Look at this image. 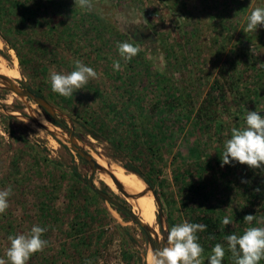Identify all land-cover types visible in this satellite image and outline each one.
<instances>
[{"label":"rangeland","instance_id":"rangeland-1","mask_svg":"<svg viewBox=\"0 0 264 264\" xmlns=\"http://www.w3.org/2000/svg\"><path fill=\"white\" fill-rule=\"evenodd\" d=\"M7 1L0 0V5L8 9L12 2ZM68 1L69 8L58 14L54 0L47 15L54 25L59 24L58 16L63 17L58 28L71 27L66 33L47 34L41 26L0 14L6 39L0 37V56L10 67L17 58L21 76L15 84L42 92L58 117L73 126L82 146L121 167L110 157V144L88 134L75 117L90 108L89 114L101 119L105 105L99 96L106 93L124 116L135 115L138 106L143 105L144 111L143 107L158 104L149 124L157 133L168 103L185 94L191 118L172 117L161 124L165 134L160 136L162 160H154L144 144L121 151L125 157L121 159L157 163L153 179L167 233L185 221L198 223L204 215L217 219L220 231L229 230L228 235L264 227V168L250 169L237 162L221 167L220 159L232 129L245 126L248 111H264V26L245 31L248 15L264 6V0H90L87 9ZM27 2L17 0V4ZM76 25L82 28L78 33ZM118 42L135 43L140 51L126 61L118 53ZM13 48L23 54L25 64H20ZM143 59L149 63L141 67ZM75 60L92 67L97 77L73 96L54 93L50 73H70ZM114 61L122 65L119 71L113 69ZM131 80H135L132 86ZM127 99H131L130 111L124 108ZM215 105L218 119L206 124L200 113L213 116ZM120 123L123 126L115 122L112 126L120 131L124 148L125 131L132 127L128 120ZM193 148L200 149L198 156L192 155ZM91 173L70 148L68 131L55 129L33 99H20L0 83V190L12 188L9 208L0 214V258L7 261L10 235H28L33 226H40L46 229L42 239L49 241L33 254L32 264H49L50 258L52 264H151L152 252L142 230L88 190ZM106 181L97 173L95 187L133 210ZM157 214L156 204L155 228L162 235ZM249 214L255 215L251 225L244 220ZM225 216L231 221L228 225L222 223ZM197 235L204 248L202 264H207L217 243L227 246L228 235L214 243L218 238L211 234ZM160 246L164 247L163 239ZM223 264L228 262L223 260Z\"/></svg>","mask_w":264,"mask_h":264},{"label":"clouds","instance_id":"clouds-1","mask_svg":"<svg viewBox=\"0 0 264 264\" xmlns=\"http://www.w3.org/2000/svg\"><path fill=\"white\" fill-rule=\"evenodd\" d=\"M81 9L91 7L90 0H75V6ZM264 26V6L254 8L247 17L245 31L253 32ZM118 53L124 60H131L140 48L135 43L118 42ZM122 65L113 62V69L119 71ZM97 77V72L80 60L74 61V70L68 74L50 73L51 88L54 93L64 97L73 96L77 89H82L89 79ZM221 159V167L237 162L247 165L250 169L264 168V115L258 111H248L245 126L234 127L231 138L225 142ZM246 181L242 180V183ZM260 191V189H256ZM12 188L0 190V214L9 208V197ZM255 215L244 217L252 224ZM224 225L231 223L225 216ZM207 230V225L189 223L187 221L172 226L168 230L167 244L153 253L151 264H202L204 248L199 243V232ZM45 228L33 226L28 235L9 236L10 247L6 252L7 261L0 258V264H26L32 254L42 251L47 241L42 239ZM227 249L231 252L234 264H259L264 259V227H248L243 234H230L226 237ZM225 257L224 245L217 243L207 258V264H223Z\"/></svg>","mask_w":264,"mask_h":264},{"label":"trees","instance_id":"trees-1","mask_svg":"<svg viewBox=\"0 0 264 264\" xmlns=\"http://www.w3.org/2000/svg\"><path fill=\"white\" fill-rule=\"evenodd\" d=\"M33 1L35 3L31 5L30 4L31 0H30V3L27 2L26 4L25 3H18L17 4V0H8L7 2H12L11 5L10 6L8 5V9H7V7H5V5L1 4L0 5V14H3V17L5 16V14H7V16L9 18L15 15L16 20L20 21L21 23L27 22L29 24H32L34 27H37V26L40 27L41 26L42 28L46 29V31H44V33H47V34L48 33H62V32L66 33L67 31L70 30L71 27H66V29H64V27L61 26L60 29L58 28V25L61 24V22H63V17H61V16H58V19H59L58 25H56V24L54 25L53 21L47 20V15L50 14L48 6H49V4L53 3L54 0H46L47 3L44 2L46 4H42L41 0H33ZM56 2H57L56 4L54 3L55 10L56 9L60 10V11L56 10V12H58V14H60V12L62 10H65L64 8L66 6L67 7L69 6V4H67V3H70L68 0H56ZM83 13L84 12H82V14ZM41 14L43 16H41ZM58 14L52 13V15L54 17ZM74 29L76 30V33H78L81 31L82 28H80L78 25H76V26H74ZM54 30H57V31L54 32ZM9 32H14V28H10ZM103 33H104V31H103ZM0 37H2L6 41L4 35L2 34L1 27H0ZM13 50L16 52L17 57L20 61V64H25L23 54L18 49L13 48ZM148 63H149V61L143 59L142 64L140 66L144 67V64H148ZM136 64L138 66L140 64L139 61H136ZM133 81L135 82V80H131V86H132ZM170 86L173 87L172 84H170ZM142 94L143 93H141V95ZM36 95H38L44 99L46 98L45 95L39 91L36 92ZM99 100L105 105V109L103 111L104 113L102 112V118L101 119L94 118L95 115L89 114L88 110H90V108H88V109H86V113L83 112L82 115L80 114L78 117H75L77 122L79 124H82V126L84 127V128L83 127L82 128L87 130L89 132L88 134L92 135L95 139H97V140L105 139L106 142H108L111 146V148H109L112 150V154H113L112 156H110L111 159L119 161L124 169L140 176V178L151 189H153L154 192L156 193V195L158 196L159 192L155 188V179H153V177L155 178V176H156L155 175V168H156L157 163H153V161L139 163L138 160H136V159L133 160V157H132L131 161L130 160L124 161L122 159H124L125 157L120 156L122 154L121 151H123V152L126 150L130 151V149L134 148L135 145L139 146L140 144H144L145 146L148 145L146 148L148 149V153L150 154V156L154 160H156L157 162H158V160L161 161L162 157L160 156V136H163V134H164V127L161 124L168 123L167 119L172 118V117H174L175 120L179 119V117H180V118H183L184 120L189 121L191 118V115H192V109L189 106V99L185 96V94H182V95H180V97H178V99L173 98L172 101L170 103H168V106L166 108L167 111L165 110L159 119L160 121L158 123L159 125H157L158 126L157 127L158 128L157 133L155 131L151 130L149 124H151L150 121L153 119V116H152L153 115L152 113L154 110L153 108L158 106V104L156 105V104L151 103L150 107H143V108H145L144 111L141 110L143 105L138 106L137 107L138 112L135 115H132V116L131 115H125L124 116L120 113L119 108L115 106L113 101L110 100V97L107 96L106 93H103L102 96H99ZM100 101L97 103L99 106L101 105ZM128 102H131V99L130 100L127 99V102L124 103V108H127L130 111L132 104L128 105ZM56 106H58L60 109H62L63 111L66 112V109H65V107H63L62 104H58ZM200 114H204L205 118L202 117L201 119L205 120V123L207 124V122H211V121L218 119L217 116L219 115V111H218V108L216 106L213 116L212 115L208 116L203 111ZM45 115L51 119L52 124L67 130V127L65 125V121H64V123L63 122L62 123L56 122L46 112H45ZM122 120H128L131 123V127H132L130 130L126 129V131H125L126 136H127V141H126V147H124V148L122 146V141H120V138L118 136L121 134L120 131L118 129H116V126L115 127H114V125L112 126L113 122H115L117 124V126H119V125L123 126V124L120 123V121H122ZM107 121H108V123H111V124L108 125ZM90 126H92V127H90ZM93 127H95V129H92ZM136 136H138L139 139H136ZM191 152H192L193 156H198V152H200V149L199 148H193ZM127 155H128V157L131 156L129 154H127ZM78 157L81 160H83L79 155H78ZM88 190L92 193V195L95 198L102 199L97 194H95L89 187H88ZM116 211L124 219L130 220V218L126 214H124L122 211H120L118 209H116ZM198 223L207 225V230L204 231L203 233L211 234L214 236V238L215 237L218 238L217 240H214L212 243H214L215 241H218L219 237L221 235L227 236L230 232L229 230L220 231L221 229L219 227V221H217V219H214L211 216L204 215V216L198 218ZM45 238H46V241L48 242L49 239L47 237H45ZM224 247H225L224 261H227L228 264H234V260L232 258L231 252L228 251L227 246H224ZM74 248H75V245H74ZM33 260H34V255L32 254L31 257L29 258V260L26 262V264H32ZM53 260L54 259L50 258L51 263H49V264H52ZM259 264H264V259H262L259 262Z\"/></svg>","mask_w":264,"mask_h":264},{"label":"water","instance_id":"water-1","mask_svg":"<svg viewBox=\"0 0 264 264\" xmlns=\"http://www.w3.org/2000/svg\"><path fill=\"white\" fill-rule=\"evenodd\" d=\"M0 83L5 87V89H8L9 91L14 93L20 99H27V98L33 99L42 108V110H44L53 120H55L56 122H61V123L63 122L64 123L65 119H63V118L60 119L58 117V114H57L58 113L57 109L54 108L52 105H50L44 98L34 94L32 91L19 88L15 84V81H13L12 79H10L4 75H0ZM260 113L262 115H264V111H261ZM65 125L67 127L66 131H68V134H69V146H70V148L74 152H76L77 155H79L88 164V166L90 167V169L92 171L90 177L88 178L87 186L95 194H97L100 198H102L105 202L110 204L113 208L115 207L116 209H118V210L122 211L124 214H126L130 218V220L142 230V232L144 233L145 237L148 240L152 255L154 252L159 251L161 249L160 241L158 240V237L156 239L152 237V233H153L152 228L150 226L146 225L142 221V219L134 212V210L127 208L125 205H123L121 202H119L112 195H110V194L98 189L97 187H95V176H96V174L99 172H105V170L96 161V159L93 157L92 152L88 151L84 146H82L79 143V140L75 135V130L73 129V126L68 127L66 121H65ZM53 126L55 127V129L58 128V126H56L54 124H53ZM94 153H96V152H94ZM107 174L110 177V179L112 180V182L116 185L119 192L124 197H126L128 199L136 198L135 196L129 195L128 193H126L124 191V187L122 186V184L116 179V177L112 173L107 172ZM147 188H148L147 193H151L153 195L155 203L158 206L157 219H158L159 225L161 227L163 242H164V246H165L167 244V234L168 233L166 231V227L164 224L162 204H161L159 197L154 192V190L151 189L148 185H147Z\"/></svg>","mask_w":264,"mask_h":264},{"label":"bare ground","instance_id":"bare-ground-1","mask_svg":"<svg viewBox=\"0 0 264 264\" xmlns=\"http://www.w3.org/2000/svg\"><path fill=\"white\" fill-rule=\"evenodd\" d=\"M2 43L3 42L0 40V49L2 47ZM10 53L13 55V57H15L14 51H11ZM0 75H4V76L12 79L13 81L19 79L21 75H20V72L18 71V60H17V58L14 60L13 66L10 67L7 65V63L0 56ZM39 119L44 124L47 122L43 117L39 118ZM56 129H58V128H56ZM50 131H52V130H50ZM92 155L96 159V161L105 170V172H99V173L106 177V179H107L106 182H108V184L112 187V189L115 192H117L118 194H121L119 192V190L117 189L116 185L112 182V180L108 176L107 172L112 173L116 177V179L124 187V191L126 193L136 197L134 199H128L126 197H124V198L133 207L134 212L142 219V221L146 225H148L152 228V231H153L152 237L155 239L158 237L159 241L161 239H163L162 235L157 231L158 229L155 228V227H157L156 222H155L156 204H155V200H154L153 195L151 193H147L148 188H147L146 183L139 176H137L135 174L127 173L126 170L123 167L119 166L118 164H113L111 162L107 163L106 159L104 158L103 155L98 154V153H94V152H92Z\"/></svg>","mask_w":264,"mask_h":264},{"label":"flooded vegetation","instance_id":"flooded-vegetation-1","mask_svg":"<svg viewBox=\"0 0 264 264\" xmlns=\"http://www.w3.org/2000/svg\"><path fill=\"white\" fill-rule=\"evenodd\" d=\"M34 94H36V92L34 93ZM43 112H44V110H43ZM44 114H45V112H44ZM47 117V116H46ZM48 118V117H47ZM50 121H51V119L50 118H48Z\"/></svg>","mask_w":264,"mask_h":264}]
</instances>
